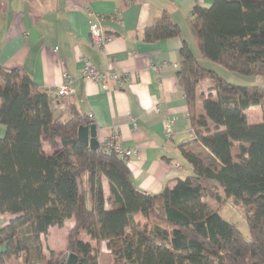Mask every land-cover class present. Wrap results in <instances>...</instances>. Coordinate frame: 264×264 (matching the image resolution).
Returning <instances> with one entry per match:
<instances>
[{"label": "trees", "instance_id": "trees-1", "mask_svg": "<svg viewBox=\"0 0 264 264\" xmlns=\"http://www.w3.org/2000/svg\"><path fill=\"white\" fill-rule=\"evenodd\" d=\"M191 26L202 60L264 77V0L197 4ZM180 34L164 13L144 38L156 42ZM180 53L178 79L192 131L180 150L192 172L157 194L136 187L127 162L79 141V128L92 125L89 117L75 110L68 119L55 116L51 96L28 73L0 66V124L6 128L0 212L13 216L0 233V264H60L63 253L50 250L47 256L43 236L69 220L75 225L66 251L77 264H100L104 242L113 264H264V87L229 83L205 68L186 42ZM205 80L213 87L201 96L203 113L196 114ZM255 107L262 121L249 125L247 112ZM221 190L246 213L251 241L211 208L208 198L221 202ZM137 215L152 227H140Z\"/></svg>", "mask_w": 264, "mask_h": 264}, {"label": "crops", "instance_id": "crops-1", "mask_svg": "<svg viewBox=\"0 0 264 264\" xmlns=\"http://www.w3.org/2000/svg\"><path fill=\"white\" fill-rule=\"evenodd\" d=\"M212 3L213 0H0V66L28 73L37 87L51 96L55 116L68 119L75 110L89 117L97 126L99 143L118 133L124 147L137 152L128 162L136 187L157 194L165 185L173 187L175 179H185L192 172L180 150L182 144L192 140L188 102L178 79L180 49L186 42L199 62L218 74L216 65L202 60L191 26L194 6ZM164 13L178 24L180 36L147 42L145 30ZM93 24L114 37L105 48L92 42ZM85 59L102 72L126 75L129 81L109 88L87 81L83 77ZM163 64L166 66L162 70H155ZM65 74L74 94L61 98L56 91L65 82ZM206 81L198 86L200 114L201 96L213 87H205ZM167 121H172L169 136ZM5 135L6 128L0 124V139ZM12 219L11 214L0 212V233ZM74 225L69 220L63 228L49 230L51 240H66L52 250L59 252L58 246L63 249L60 252L66 250ZM103 258L107 264L113 261L107 242L101 245L100 264Z\"/></svg>", "mask_w": 264, "mask_h": 264}, {"label": "rangeland", "instance_id": "rangeland-1", "mask_svg": "<svg viewBox=\"0 0 264 264\" xmlns=\"http://www.w3.org/2000/svg\"><path fill=\"white\" fill-rule=\"evenodd\" d=\"M208 63H210V62H208ZM216 67H218V71H217L218 74L221 77H223L224 79H226L229 83L236 84V85H242V86L264 87V77H261V76H257V77L243 76L240 74L228 72L227 70H225L219 66H216ZM205 85H206L205 87L210 88L211 86H213V83L208 80V81H206ZM210 91H211V89H210ZM213 94H214V98H216V93L214 92ZM201 108H202V113H203L202 102H201ZM195 113L200 114V111L198 109V102H197ZM247 120H248L249 125L259 124L262 121L261 109L259 107H255V108L250 109L247 112ZM220 193L222 195L221 202H217L212 198H208V202H209L211 208L212 209L218 208L220 210L221 216L224 219H226L227 221L233 223L236 226V228L241 232L242 236L244 237V239L246 241H248V242L251 241L252 237H251L250 227H249V223H248L246 213L244 212V210L241 207H236L233 204L232 200H227L225 198V195H224L222 190L220 191ZM135 220H136V223H138L140 227H144L148 224L150 225V227H152V225H153L152 221H148L147 219L143 218L141 215H137L135 217ZM82 238L87 239V237L85 235L82 236ZM62 239H63V237H62ZM62 239H58L57 241H55V240L50 239V235L43 236V244H44V248H45V254L47 256H49V251L52 250L55 245H62V241H66L65 238H64V240H62ZM50 245H51V247H50ZM61 248H62L61 246H58L59 252H60V250H63ZM65 252H67V251L66 250L62 251L59 254L63 253V255H64ZM107 263L108 262L103 258L101 264H107ZM112 263H113V261H110L109 264H112ZM9 264H20V262L14 260V261H11V263H9ZM21 264H24V263L21 262Z\"/></svg>", "mask_w": 264, "mask_h": 264}, {"label": "built area", "instance_id": "built-area-1", "mask_svg": "<svg viewBox=\"0 0 264 264\" xmlns=\"http://www.w3.org/2000/svg\"><path fill=\"white\" fill-rule=\"evenodd\" d=\"M90 35L92 42L99 48H105L114 39L113 36L106 34L103 28L98 24L91 25ZM85 67L83 69V77L87 81H94L102 83L104 87L109 88V86H122L125 82L129 81V77L116 73L114 71L102 72L96 66H94L90 61L84 60ZM166 64L159 67H155V70H162ZM64 83L59 86L56 91V95L63 98H68L74 94L73 88L69 85L71 80L68 75H64ZM172 128V121H167L166 123V133L167 136L170 135ZM100 148L107 155H115L120 160L124 162H129L130 158L137 154L135 150L126 149L121 141L120 135L114 133L113 135L107 137L100 142Z\"/></svg>", "mask_w": 264, "mask_h": 264}, {"label": "water", "instance_id": "water-1", "mask_svg": "<svg viewBox=\"0 0 264 264\" xmlns=\"http://www.w3.org/2000/svg\"><path fill=\"white\" fill-rule=\"evenodd\" d=\"M78 139L91 150H97L100 147V143L97 140V126L95 124L86 127L81 126L78 131ZM77 262L78 257L75 254L65 252L60 264H77Z\"/></svg>", "mask_w": 264, "mask_h": 264}]
</instances>
